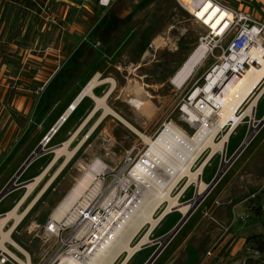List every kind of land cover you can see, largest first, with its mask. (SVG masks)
Instances as JSON below:
<instances>
[{
    "label": "rangeland",
    "instance_id": "obj_1",
    "mask_svg": "<svg viewBox=\"0 0 264 264\" xmlns=\"http://www.w3.org/2000/svg\"><path fill=\"white\" fill-rule=\"evenodd\" d=\"M97 1L0 0V191L43 143L80 89L96 74L116 83L106 105L148 138L154 137L166 120H172L189 135L193 133V129L182 123L179 108L187 102L190 93L203 84L213 58L206 59L182 88L173 85L171 79L196 49L205 29L176 0H118L109 9H101ZM179 1L185 4L188 0ZM216 2L250 13L253 19L264 24V0ZM110 15L128 18V21L103 42L92 31L104 16ZM159 37L164 40L156 46L153 43ZM82 44L86 49L75 75L69 80L66 74L60 76V72L66 73L72 68L71 57ZM55 78L65 85L48 101L47 93L55 91L57 85H54ZM136 84L149 95L147 100L152 110L148 115L135 111L127 103L135 95ZM109 86L97 87L95 94L102 97ZM261 99L256 116L259 120L264 116V96ZM86 101L44 146V155L26 168L16 184L29 182L46 168L54 158L53 150L68 139L95 108L92 100ZM102 113L101 108L73 139L69 150L79 147L74 158L13 232V240L34 261L47 246L43 243V230L50 215L83 175L80 166L88 168L97 160L116 169L128 155L137 156L146 148L134 131L111 115L97 125ZM251 125V119L250 123L244 122L230 138L226 161L244 141ZM221 154H217L204 171L202 179L207 185L217 174ZM63 161L64 157L53 166L43 183L50 180ZM197 167L198 163L194 170ZM184 183L182 181L171 196H178L180 204H191L196 197V187L191 186L179 194ZM17 190L0 202V213L25 193V190ZM40 190L25 202L21 212ZM237 207L243 209V214L234 212ZM181 217L174 212L161 220V225L158 226L159 223L150 236L153 242L150 249L139 252L129 264H144L157 250L155 242ZM188 219L152 264H264V254L259 251L264 249V126ZM33 224L37 227L31 230ZM236 248L238 250H234Z\"/></svg>",
    "mask_w": 264,
    "mask_h": 264
},
{
    "label": "bare ground",
    "instance_id": "obj_2",
    "mask_svg": "<svg viewBox=\"0 0 264 264\" xmlns=\"http://www.w3.org/2000/svg\"><path fill=\"white\" fill-rule=\"evenodd\" d=\"M190 1L191 0H188L185 4L190 3ZM198 3H201V5L199 10L195 13L197 14L198 19L203 22L202 26L209 27L212 31H216L221 26L219 32H222L226 26L224 21L231 19L230 13H227L224 8L210 0H200ZM163 40L159 37L154 40L153 44L157 46L162 43ZM206 49L205 44H201L189 54L172 77L171 83L173 85L178 88H182L188 80H190L196 69L203 65L204 61H206ZM101 77L102 76L99 74H96L88 80V82L80 89V92H78L74 99L67 105L68 107L64 110L61 119H58L52 127V130L46 135L47 140L42 143L43 148L46 144L51 142L54 135L58 132L57 130H59L68 121V119L73 117V114L86 98L93 101L95 108L89 111L82 123H80V125L69 135V138L53 150L54 158L43 170V173L33 181L25 184L27 191L22 199L20 198V202L28 199L29 195L33 193L35 188L39 184H42L40 183L41 179L44 176H47L53 166L62 157H64V161L60 169H58L50 180L44 184L37 197L31 201L25 211L20 214L19 206L17 205L16 208L10 212V214H7L6 216L4 214V216L0 218V245L6 240L12 241L11 234L32 210L41 195H43L51 184H53L57 175L61 173L68 163L74 158L79 147L73 151L69 150V146L73 141V138L79 134L85 124L90 120L91 116L102 108L103 113L97 125L108 115H111L126 124L147 145H149L147 155L157 166V173L160 178L159 183L150 182L151 180L144 181V185H146V187L143 188L139 200L127 211V213H125L126 217H124L125 214L123 215V219H120L119 221V226L115 227L111 231L112 233L109 234L108 239L103 244V248L98 251L97 258L93 261L94 263H92L113 264L115 259L122 252H126L122 264H129L132 261L131 260L129 262V259L135 253L146 249L151 243L150 236L153 229L158 225L156 224L157 221L154 219L153 215L162 203H167L166 210L158 216V218H162V220L165 217L167 218L170 214H174V212L183 216L190 209L189 204L183 205L178 202V196L175 198H172L171 196L172 190L176 188L175 186H177L183 176H186L187 180L185 181L179 194L184 193L191 186L196 187L195 196L202 195L204 193L205 189H207V183L202 179L204 169L210 166V162L215 155H220L224 152L226 143L228 142L229 144L230 138L235 135L237 128H239L244 122L246 123V120L243 119V117H238L237 112L239 109L242 110L243 106L246 105L245 107H247V109L245 115L248 116V120H252L253 116L257 113L259 104L258 100L264 96V61L260 60L259 67H253L241 76H227L223 81H220L217 84V87L214 88L217 92H212L210 95L214 100H217L222 105V108L220 110L221 112H219L218 126L214 127L209 134L203 136L199 133L194 137H191L188 136L184 130L176 126V129L171 135L163 133L156 140H153L133 128L121 116L106 105V101L111 93H113L116 83L113 79H104ZM104 84H109V89L102 97H98L95 94V90L97 87ZM203 86H198L196 91L192 93L191 99L193 100V103L191 106H193L194 102L198 99L197 95ZM147 94L148 93H146L142 86L136 84L135 95L129 98L127 103L135 111L148 115L152 109L149 107V101L147 100L149 95ZM183 109L188 115V124L196 120L197 115L193 108L185 105L183 106ZM253 120V125L251 126H254ZM228 122H231L230 125H227ZM223 127L226 128L224 131H221V128ZM218 136L220 140L216 141ZM206 148L209 149L206 158L201 159L196 170H192V167L195 165V160L198 159L200 154ZM80 167L81 170H83L82 177L77 181V185L69 191V193L63 198L64 200H62L53 211V216L57 219L61 218L69 209L71 204L75 202L77 198L92 184L94 172L100 170L101 168L103 170L104 168V172L107 173L111 169L108 165L97 160L93 161L88 168H85L82 165ZM10 219L14 222L13 227L9 231L5 232L2 230L3 226H5ZM146 224L151 225L149 230L143 236L137 238L138 233ZM36 227L33 224L30 229L33 230V228L36 229ZM135 239L136 241L132 245V242ZM143 245L147 246L141 247ZM18 246L20 249L24 250L19 244Z\"/></svg>",
    "mask_w": 264,
    "mask_h": 264
},
{
    "label": "built area",
    "instance_id": "obj_3",
    "mask_svg": "<svg viewBox=\"0 0 264 264\" xmlns=\"http://www.w3.org/2000/svg\"><path fill=\"white\" fill-rule=\"evenodd\" d=\"M81 1L85 2V0ZM117 1L98 0L97 4L101 9H109ZM176 1L195 22L202 26L203 22L198 19L195 13L200 8L201 3H198L200 0H191L188 4ZM210 1L230 13L231 19L224 21L226 26L222 32H219L221 26L216 31L202 26L205 29V34L199 38L198 45L205 44L207 59L213 58V63L203 77L202 86H204L201 87L202 89L197 95L198 99L193 106H191L193 103L191 95L196 89L190 93L187 102L179 108L182 123L193 129L191 135L185 131L191 137L199 133L203 136L207 135L214 127L218 126L222 105L210 95L216 91L214 88L217 87V84L230 73L231 76H241L251 68L259 67L260 60L264 61V24L260 20L253 19L250 13L224 7L216 0ZM185 105L193 108L197 115L196 120L190 124L187 123L188 115L183 109ZM246 109L247 107L239 109L237 112L239 118L249 119L245 115ZM230 123L228 122L227 125ZM176 126L183 130L172 120L163 121L156 135L151 139L156 140L163 133L171 135ZM226 127L221 128V131H224ZM145 145L146 148L137 156L128 155L119 168L110 169L107 173L104 172V168L94 172L92 184L71 204L61 218H55L52 212L43 230V243L47 246L38 260H32L29 253L20 249L16 244L4 241L0 245V264L94 263L98 251L103 248V244L112 233L111 231L119 226L123 215L139 200L143 188L146 187L144 181L160 182L157 166L147 155L149 145L146 143ZM208 150L206 148L200 154L195 160V164L206 158ZM194 167L195 165L192 170ZM186 180V176H183L177 186ZM177 186L175 187L177 188ZM166 208L167 203L164 202L153 215L157 221L156 224L162 220L158 216ZM150 226V224H146L138 235L143 236ZM125 255L126 252H122L113 264H122Z\"/></svg>",
    "mask_w": 264,
    "mask_h": 264
},
{
    "label": "water",
    "instance_id": "obj_4",
    "mask_svg": "<svg viewBox=\"0 0 264 264\" xmlns=\"http://www.w3.org/2000/svg\"><path fill=\"white\" fill-rule=\"evenodd\" d=\"M228 77H231V73L228 75ZM264 126V116L258 121L256 126H251L247 132V135L244 139V141L241 143V145L237 148V150L231 155V157L226 161V151L222 152L221 154V162L220 166L218 168L217 174L213 177V179L210 181V183L207 185V189H205L204 193L202 195L196 196L189 204L190 209L186 214H184L181 219L176 223V225L164 236H162L160 239H158L155 243L158 245L152 255L148 258V260L144 264H152L156 258L160 255V253L164 250V248L167 246V244L172 240V238L178 233V231L181 229V227L185 224L188 218L192 215V213L195 211V209L200 205V203L203 201V199L206 197V195L215 187V185L219 182V180L222 178L223 174L227 171V169L232 165V163L237 159V157L242 153V151L245 149V147L250 144V141L253 139L255 134ZM47 137L43 140L46 141ZM45 151L43 149L42 143L38 145L35 150L27 157V159L24 161V163L19 167V169L15 172L13 177L9 180L7 184L3 187V189L0 191V201L3 198H6V196L13 191L19 189L22 187L23 183L16 184L19 177L22 175V173L28 168V166L44 155Z\"/></svg>",
    "mask_w": 264,
    "mask_h": 264
},
{
    "label": "trees",
    "instance_id": "obj_5",
    "mask_svg": "<svg viewBox=\"0 0 264 264\" xmlns=\"http://www.w3.org/2000/svg\"><path fill=\"white\" fill-rule=\"evenodd\" d=\"M147 1V0H145ZM144 1V2H145ZM128 21V18H125V19H119L113 15H110V16H107L100 21L99 24H97L93 31H92V34L93 35H98L99 38L101 40H103V42H106L107 39L110 38V36L112 34H114L115 32L119 31L120 27L125 25ZM105 39V40H104ZM85 45L82 44L81 46H79L77 48V50L73 53L72 57H71V61H72V68L68 71L65 72H60L59 75L62 76L63 74H66L67 75V78L68 80L71 79L75 73L77 72L78 68L81 66V63L79 62L80 59L83 57V54H84V51H85ZM91 51H89L90 53ZM55 82L54 85H56V87L54 85H52V87L54 88L55 87V91H49L46 95L48 101H51L54 97V95H56V91H60L63 86L65 85V82L64 81H61V80H58L57 78H55L53 80ZM255 203V206L257 207L258 205L256 204V202L254 201ZM259 251L261 253L264 254V249L263 248H260Z\"/></svg>",
    "mask_w": 264,
    "mask_h": 264
},
{
    "label": "crops",
    "instance_id": "obj_6",
    "mask_svg": "<svg viewBox=\"0 0 264 264\" xmlns=\"http://www.w3.org/2000/svg\"><path fill=\"white\" fill-rule=\"evenodd\" d=\"M88 98H86L85 99V101L87 100ZM90 100V99H89ZM262 99L260 98L259 100H258V102H260ZM85 101L83 102V103H85ZM87 102V101H86ZM257 102V103H258ZM94 109V108H93ZM258 113L259 112H257L256 113V115L255 116H253V121L254 122H256L257 123V121H259V118L257 119V115H258ZM92 115V114H91ZM94 115V114H93ZM92 115V116H93ZM92 116H91V118H92ZM90 118V119H91ZM246 122H249L250 123V120H247ZM86 125V124H85ZM238 129V128H237ZM58 131V130H57ZM56 131V132H57ZM55 132V133H56ZM54 133V134H55ZM75 138V137H74ZM73 138V139H74ZM224 151H226V152H228L229 150H228V142L226 143V148H225V150ZM216 156V155H215ZM213 160V159H212ZM211 160V161H212ZM211 163V162H210ZM211 165V164H210ZM45 168V167H44ZM44 168L41 170V172L39 173V175H36L33 179H31V180H29V182H31V181H33L35 178H37V177H39L42 173H43V170H44ZM204 171H205V169H204ZM47 176H44L42 179H41V182L40 183H42V184H39L36 188H35V190L33 191V193H31L30 195H29V197H28V199H31V197H32V195H34L35 196V194H37V193H35L36 192V190H40V188L45 184V183H43V181H44V179L46 178ZM202 177V176H201ZM29 182H24L23 183V185H22V187L21 188H19V191L22 189V190H25V193H26V191H27V188H26V186H25V184H27V183H29ZM39 188V189H38ZM196 189V188H195ZM18 191V190H17ZM16 192V191H15ZM25 193H23L21 196H20V198L22 199V197L25 195ZM18 199L8 210H5L3 213H0V218L1 217H3L4 216V214H5V216L7 215V214H10V212H12L15 208H16V206L18 205L19 206V213L21 212V208L23 207V205L25 204V202H27L28 201V199H26V200H24L23 202H20V200L21 199ZM4 199V198H3ZM2 199V200H3ZM1 200V201H2ZM0 201V202H1ZM32 201V200H31ZM254 202V201H253ZM29 206V205H28ZM27 206V207H28ZM27 207H26V209H27ZM24 211H25V209H24ZM234 212H237V214L239 213V214H243V209L242 208H239V207H237L236 209H234ZM22 213V212H21ZM20 213V214H21ZM166 218V217H165ZM165 218L163 219V220H165ZM163 220H162V222H163ZM161 222V223H162ZM161 223L158 225V226H160L161 225ZM13 224H14V222H13V220H8V222L5 224V226H3V231H5V232H7V231H9L12 227H13ZM157 226V227H158ZM156 227V228H157ZM182 228V227H181ZM14 231H16V230H14ZM154 231H155V229H154ZM154 231H152V232H154ZM179 232V231H178ZM14 233H12L11 234V238H12V235H13ZM1 238V237H0ZM174 238V237H173ZM6 241H8V240H6ZM9 242H12V243H14V244H16V246H18V243L17 242H15L14 240H13V238H12V241H9ZM3 243V242H2ZM152 241H151V243L147 246V247H150L151 245H152ZM19 247V246H18ZM150 249V248H149ZM234 250H238L237 248L236 249H234ZM26 251V250H25ZM27 252V251H26ZM140 252V251H139ZM139 252H137V253H135L130 259H129V262L134 258V256L135 255H137ZM217 252H219V251H217ZM216 252V253H217ZM209 255H210V253H208ZM30 255V254H29Z\"/></svg>",
    "mask_w": 264,
    "mask_h": 264
},
{
    "label": "flooded vegetation",
    "instance_id": "obj_7",
    "mask_svg": "<svg viewBox=\"0 0 264 264\" xmlns=\"http://www.w3.org/2000/svg\"><path fill=\"white\" fill-rule=\"evenodd\" d=\"M147 248H149V247H147Z\"/></svg>",
    "mask_w": 264,
    "mask_h": 264
}]
</instances>
